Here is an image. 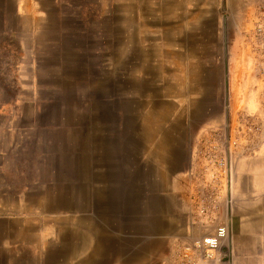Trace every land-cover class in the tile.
Returning a JSON list of instances; mask_svg holds the SVG:
<instances>
[{
    "label": "rangeland",
    "instance_id": "374dc122",
    "mask_svg": "<svg viewBox=\"0 0 264 264\" xmlns=\"http://www.w3.org/2000/svg\"><path fill=\"white\" fill-rule=\"evenodd\" d=\"M43 1L0 0V264H168L207 230L201 141L264 143V0Z\"/></svg>",
    "mask_w": 264,
    "mask_h": 264
},
{
    "label": "crops",
    "instance_id": "0c3cea01",
    "mask_svg": "<svg viewBox=\"0 0 264 264\" xmlns=\"http://www.w3.org/2000/svg\"><path fill=\"white\" fill-rule=\"evenodd\" d=\"M7 3L8 15L13 16L19 12L23 17L30 16V14H40L42 11L45 12L46 3L43 0H3ZM127 4V10L131 12V7H134V3L130 0ZM18 3V11H17ZM137 3V1H136ZM45 7V8H44ZM158 7V6H157ZM149 11V9H146ZM157 10V9H155ZM144 12V11H143ZM133 24L130 25V28ZM191 28V34L198 35L200 32H207L209 24L206 20H200L189 23L188 26ZM14 28V27H12ZM185 27H181L180 30H184ZM193 38H196L193 37ZM199 38V37H197ZM185 45L187 53H189V59L195 62L193 72L201 71L204 69V63L212 60L210 57L214 49L213 39H208L207 36L202 37V41L195 44H202V49H192L190 40ZM186 59V58H185ZM203 61L199 70L197 63ZM234 158H240L235 160L234 166V181L232 188V210H231V221L232 225H229L232 236L230 238V246L233 254L232 264H264V143L259 149L241 150L237 151ZM102 188V187H101ZM100 187L96 188L94 195L97 201L99 197L104 198L105 190L102 193ZM101 193V194H100ZM47 199L42 201V206L46 207ZM106 202V200H105ZM100 206V203H97ZM102 207H99L101 209ZM230 222V221H229ZM29 225L25 227L27 230ZM98 251L95 249V252Z\"/></svg>",
    "mask_w": 264,
    "mask_h": 264
},
{
    "label": "built area",
    "instance_id": "2783aa9c",
    "mask_svg": "<svg viewBox=\"0 0 264 264\" xmlns=\"http://www.w3.org/2000/svg\"><path fill=\"white\" fill-rule=\"evenodd\" d=\"M221 141L219 137L204 139L197 152L198 186L190 199L191 215L194 223L207 230L188 240L168 264H232L228 222L237 151L233 152L232 137Z\"/></svg>",
    "mask_w": 264,
    "mask_h": 264
},
{
    "label": "bare ground",
    "instance_id": "6f19581e",
    "mask_svg": "<svg viewBox=\"0 0 264 264\" xmlns=\"http://www.w3.org/2000/svg\"><path fill=\"white\" fill-rule=\"evenodd\" d=\"M161 9V8H160ZM160 14V13H159ZM100 174H102V173H99L98 175H96V174H94V178L95 179H99V178H102L101 180H95V182L96 181H98L99 183H98V185L100 186L101 185V187L103 188L105 185H106V183L105 182H103V174L102 175H100ZM105 179V178H104ZM97 183V182H96ZM98 186V187H99ZM102 188H100V189H102ZM89 192V191H88ZM106 193V192H105ZM101 194V193H100ZM55 204V203H54ZM64 204L65 205H67L68 204V201H66V202H64V201H61V203L59 204V205H61V206H64ZM60 206V207H61ZM67 209V208H66ZM1 228H2V226H1ZM6 229V228H5Z\"/></svg>",
    "mask_w": 264,
    "mask_h": 264
}]
</instances>
